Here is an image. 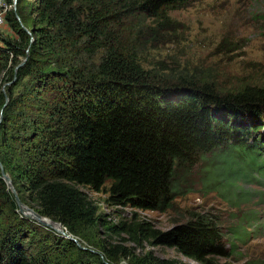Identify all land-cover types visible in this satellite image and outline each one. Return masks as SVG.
<instances>
[{"label":"trees","instance_id":"1","mask_svg":"<svg viewBox=\"0 0 264 264\" xmlns=\"http://www.w3.org/2000/svg\"><path fill=\"white\" fill-rule=\"evenodd\" d=\"M194 1L18 0L17 13L5 18L17 39L1 40L0 82L23 90L4 108L0 159L22 201L109 262L134 256L113 243L122 232L139 246L175 247L201 264H217L261 236V214L240 209L251 194L240 183L264 185V84L223 95L197 76L144 67L150 50L172 43L177 23L170 12ZM30 5L36 17L29 32L18 17L26 22ZM5 103L0 91V109ZM6 149L22 159L9 160ZM195 172L203 188L239 203L227 230L205 213L165 231L136 212L112 223L82 189L107 193L108 206L166 212L194 190ZM17 210L0 167V264H83L76 259L81 247L68 237L55 236L52 252L47 243L38 251L25 245L27 219ZM101 228L107 238L97 243ZM135 262L186 264L151 251Z\"/></svg>","mask_w":264,"mask_h":264},{"label":"rangeland","instance_id":"2","mask_svg":"<svg viewBox=\"0 0 264 264\" xmlns=\"http://www.w3.org/2000/svg\"><path fill=\"white\" fill-rule=\"evenodd\" d=\"M17 3L18 0H0V18L2 19L0 47H4L2 39H17V35L5 19L9 12L17 13ZM34 8L32 5L27 8L26 22L19 18L22 26L28 31L31 30L36 17L33 14ZM169 15L177 23V29L171 35L172 43L164 41L156 45L155 49L150 50L144 57L146 69L159 68L162 70L164 66H167L168 71L177 70L188 76H197L202 80L201 83L217 85V91L223 95L233 93V89L239 90L245 84H264V0H196L183 9L170 12ZM22 61L25 60L22 59ZM13 84L14 82L4 80L0 82V91L5 102L8 100V104L23 90L21 85L14 86ZM13 87L15 88L12 97L9 95V88ZM2 110L3 108L0 109V125L4 120L5 109ZM9 144L14 143L10 140ZM2 153V155H7L9 160L22 159L17 149L13 151L6 149ZM13 155H16L17 159H14ZM6 172L9 175L11 173L10 170ZM191 177L195 184L194 190L177 197L173 208L166 212L108 206L105 203L107 193L93 192L86 187L82 189L98 203L99 211L112 223H118L120 220L129 221L136 212L138 220L148 221L153 227L163 231L177 223L187 221L195 214L203 213L219 216L225 230L235 224L237 219L234 216L239 213L237 200L234 199V204L231 205L217 191L203 188L199 183L198 172ZM240 186L251 193L247 194V201L240 203V209L242 212L255 209L261 214L258 222V224L263 223L259 231L261 236L241 246L231 257H218L215 258V262L217 264H264V185L258 182L242 181ZM31 208L37 211L34 207ZM17 212L21 215L19 211ZM25 222H27L28 235L22 241L34 251L44 249L47 243L52 252L54 250V246L51 245L53 238L55 236L65 237L52 227L41 225L33 219H27ZM63 228L65 229L64 226ZM251 228L253 229V226ZM65 230L68 232L67 229ZM103 230L101 228L100 232L95 235L97 243H103V240L107 238ZM76 238L85 247V249L81 248L82 257L76 255L77 263L135 264L138 257L151 251L158 257L179 258L186 264H201L186 258L175 247L154 246L148 241L144 243V246H139L125 232L114 235L112 241L115 244L127 246L134 252V256L123 257L121 254L116 258V262H109L104 255L102 257L99 253L101 250L98 247ZM89 251L95 256L91 257Z\"/></svg>","mask_w":264,"mask_h":264},{"label":"water","instance_id":"3","mask_svg":"<svg viewBox=\"0 0 264 264\" xmlns=\"http://www.w3.org/2000/svg\"><path fill=\"white\" fill-rule=\"evenodd\" d=\"M18 19H19V17H18ZM25 62H26V60L19 67L23 66L25 64ZM7 104H8V100L6 101L5 106L3 107V110L7 106ZM0 167H1V175H2L3 179L6 181V183L8 184V187L11 189L12 193L15 196V200H16V203L18 205V210L17 211H19L21 213V215L23 217L27 218V219H32V218L30 217L29 214L26 213V211H28V210L29 211H34V212H36V214L38 216V220H35V221H37L41 225H46V226L52 227V224L50 222H47V221H44L43 220V219H47L49 217H46V216L41 215L39 212L35 211L33 208L29 207L27 204H25L22 201V199L20 198L19 193L17 191V188L15 187V185L13 183L12 177L6 172V170H5L4 166H3V163L1 161H0ZM49 219H51V218H49ZM51 221L52 222H57V223H59L61 225L62 230H57V232H59L60 234H63V236H65V237H68L69 239L73 240L81 248H84L85 249V247L81 245V243L79 242V240L75 236H73L72 234L68 233L65 230L66 228L65 229L63 228V225L60 222L55 221L53 219H51ZM99 253L102 255V257H104L103 256V253H101V252H99Z\"/></svg>","mask_w":264,"mask_h":264},{"label":"bare ground","instance_id":"4","mask_svg":"<svg viewBox=\"0 0 264 264\" xmlns=\"http://www.w3.org/2000/svg\"><path fill=\"white\" fill-rule=\"evenodd\" d=\"M27 214L30 215V217L33 219V220H38V216L36 214V212L34 211H26ZM44 221H47V222H50L52 224V228H54L56 231L57 230H62L61 228V225L57 222H52L51 219L47 218V219H43ZM37 222V221H36Z\"/></svg>","mask_w":264,"mask_h":264},{"label":"built area","instance_id":"5","mask_svg":"<svg viewBox=\"0 0 264 264\" xmlns=\"http://www.w3.org/2000/svg\"><path fill=\"white\" fill-rule=\"evenodd\" d=\"M1 20H2V19L0 18V23H1Z\"/></svg>","mask_w":264,"mask_h":264}]
</instances>
